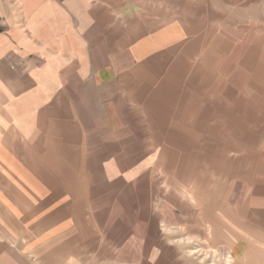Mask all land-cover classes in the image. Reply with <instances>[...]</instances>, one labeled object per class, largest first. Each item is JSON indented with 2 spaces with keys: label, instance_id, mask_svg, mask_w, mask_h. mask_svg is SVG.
Masks as SVG:
<instances>
[{
  "label": "crops",
  "instance_id": "1",
  "mask_svg": "<svg viewBox=\"0 0 264 264\" xmlns=\"http://www.w3.org/2000/svg\"><path fill=\"white\" fill-rule=\"evenodd\" d=\"M0 264H264V0H0Z\"/></svg>",
  "mask_w": 264,
  "mask_h": 264
},
{
  "label": "rangeland",
  "instance_id": "2",
  "mask_svg": "<svg viewBox=\"0 0 264 264\" xmlns=\"http://www.w3.org/2000/svg\"><path fill=\"white\" fill-rule=\"evenodd\" d=\"M224 136H222L223 138ZM189 156H190V160H189V170L187 171V176L189 178L190 181V185L192 183V179H193V172H192V168H193V164L196 163V159H197V154H206V155H210L212 154V151H189ZM192 166V167H191ZM205 180V182H203L201 184L202 186V190L203 191H209V187L212 188V181H208ZM220 189H221V197H222V215H221V220L222 222L227 223L231 216L228 215V210L225 208L224 203H236L237 209L241 210V207L243 205L244 202V184L240 183L238 181L233 182V183H220ZM223 211H225L226 213L223 214Z\"/></svg>",
  "mask_w": 264,
  "mask_h": 264
}]
</instances>
